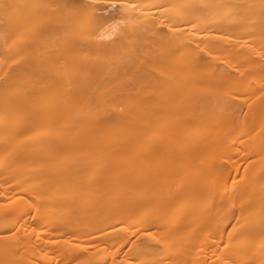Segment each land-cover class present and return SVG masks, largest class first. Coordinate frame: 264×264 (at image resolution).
<instances>
[{
  "label": "bare ground",
  "instance_id": "bare-ground-1",
  "mask_svg": "<svg viewBox=\"0 0 264 264\" xmlns=\"http://www.w3.org/2000/svg\"><path fill=\"white\" fill-rule=\"evenodd\" d=\"M0 264H264V0H0Z\"/></svg>",
  "mask_w": 264,
  "mask_h": 264
}]
</instances>
